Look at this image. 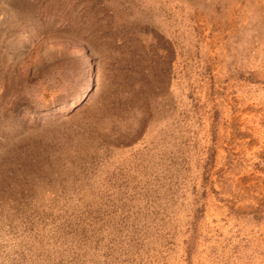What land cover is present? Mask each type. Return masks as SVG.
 Listing matches in <instances>:
<instances>
[{
    "label": "rangeland",
    "instance_id": "obj_1",
    "mask_svg": "<svg viewBox=\"0 0 264 264\" xmlns=\"http://www.w3.org/2000/svg\"><path fill=\"white\" fill-rule=\"evenodd\" d=\"M0 264H264V0H0Z\"/></svg>",
    "mask_w": 264,
    "mask_h": 264
}]
</instances>
